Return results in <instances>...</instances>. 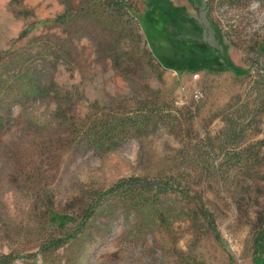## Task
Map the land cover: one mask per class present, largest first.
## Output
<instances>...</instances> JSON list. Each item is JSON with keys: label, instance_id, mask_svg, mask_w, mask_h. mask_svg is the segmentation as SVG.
<instances>
[{"label": "rangeland", "instance_id": "1", "mask_svg": "<svg viewBox=\"0 0 264 264\" xmlns=\"http://www.w3.org/2000/svg\"><path fill=\"white\" fill-rule=\"evenodd\" d=\"M107 1L0 0V264H264V0ZM129 177L171 190L39 252Z\"/></svg>", "mask_w": 264, "mask_h": 264}, {"label": "trees", "instance_id": "2", "mask_svg": "<svg viewBox=\"0 0 264 264\" xmlns=\"http://www.w3.org/2000/svg\"><path fill=\"white\" fill-rule=\"evenodd\" d=\"M111 10L122 11L130 7L129 0H108L107 4ZM36 81L28 79L23 85L28 86V93H36ZM151 119L148 116L135 118L133 115L122 117L117 114L111 116H96L85 123L79 141H85L95 153L106 150L112 143V140L127 135L133 129H140L146 123H150ZM164 184L166 187H164ZM166 182H146L138 177H129L125 180H119L114 183V186L106 190L89 189L84 192V200L86 208L82 219L76 224L73 232L66 234L63 237L50 238L49 241L41 245L39 252L42 254L55 250L66 242L74 239L79 232L85 229V225L92 218H96L100 213H106L110 210L115 199L129 201L137 200L141 204L149 203V192L154 196L169 192L171 189ZM111 200V201H109ZM113 200V201H112Z\"/></svg>", "mask_w": 264, "mask_h": 264}]
</instances>
